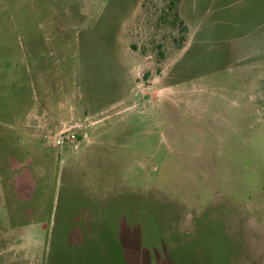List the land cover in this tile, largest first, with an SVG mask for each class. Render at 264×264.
<instances>
[{"label": "rangeland", "instance_id": "obj_1", "mask_svg": "<svg viewBox=\"0 0 264 264\" xmlns=\"http://www.w3.org/2000/svg\"><path fill=\"white\" fill-rule=\"evenodd\" d=\"M0 264H264V0H0Z\"/></svg>", "mask_w": 264, "mask_h": 264}, {"label": "built area", "instance_id": "obj_2", "mask_svg": "<svg viewBox=\"0 0 264 264\" xmlns=\"http://www.w3.org/2000/svg\"><path fill=\"white\" fill-rule=\"evenodd\" d=\"M74 134L69 130H65V132H60L58 135H52L48 138L47 144L49 146L57 147L65 143L66 140H73Z\"/></svg>", "mask_w": 264, "mask_h": 264}]
</instances>
